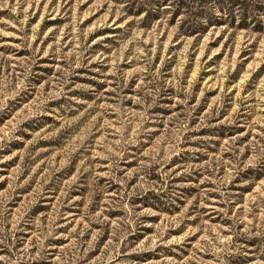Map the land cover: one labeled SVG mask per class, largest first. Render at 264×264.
Returning <instances> with one entry per match:
<instances>
[{"label": "rangeland", "instance_id": "374dc122", "mask_svg": "<svg viewBox=\"0 0 264 264\" xmlns=\"http://www.w3.org/2000/svg\"><path fill=\"white\" fill-rule=\"evenodd\" d=\"M210 1L0 0V264H264V0Z\"/></svg>", "mask_w": 264, "mask_h": 264}, {"label": "trees", "instance_id": "16d2710c", "mask_svg": "<svg viewBox=\"0 0 264 264\" xmlns=\"http://www.w3.org/2000/svg\"><path fill=\"white\" fill-rule=\"evenodd\" d=\"M178 1H180L182 3L183 8H186V9L190 8V10H191L190 14L192 16L194 15V17L201 18L202 15H203V9L202 10H197L198 9L197 7L202 8L203 4H206L210 0H203V1L202 0H195V1H193V0H178ZM211 1H215V0H211ZM227 1L231 5H233L234 3H237L236 5H241L239 0H227ZM191 2H192V4H191ZM195 4H197V7H195ZM195 9L197 11H195ZM139 11H141V9H139ZM140 13H142V12H140Z\"/></svg>", "mask_w": 264, "mask_h": 264}]
</instances>
